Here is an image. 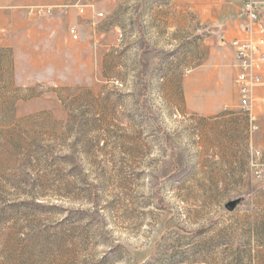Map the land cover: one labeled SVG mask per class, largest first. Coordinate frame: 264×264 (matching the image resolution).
<instances>
[{
  "label": "rangeland",
  "instance_id": "obj_1",
  "mask_svg": "<svg viewBox=\"0 0 264 264\" xmlns=\"http://www.w3.org/2000/svg\"><path fill=\"white\" fill-rule=\"evenodd\" d=\"M120 1L24 9L0 46V264H264V138L218 27Z\"/></svg>",
  "mask_w": 264,
  "mask_h": 264
},
{
  "label": "crops",
  "instance_id": "obj_2",
  "mask_svg": "<svg viewBox=\"0 0 264 264\" xmlns=\"http://www.w3.org/2000/svg\"><path fill=\"white\" fill-rule=\"evenodd\" d=\"M132 1L140 5L154 2L151 0ZM245 1L225 0L221 3L219 0H168L165 2L159 1V9H174L178 14L191 13L197 21L204 24L210 23L218 27L215 29L220 36L219 41L226 47L229 55L228 62L226 61L222 68L229 70L235 63V52L230 43L234 39L242 37V31L246 27L245 21L239 17ZM254 1L261 3L264 11V0ZM120 2V0H115V11ZM69 3L70 0H0V46H13L14 44L23 43L26 31L23 30V27H20V22L23 21L24 9L27 14V8L29 7L53 8L54 14L50 17V20L53 25H59L65 23L68 18L67 16L70 13L68 11ZM256 94L258 99L264 98V85L257 89ZM256 113L259 125L257 133L264 138V112L257 109Z\"/></svg>",
  "mask_w": 264,
  "mask_h": 264
},
{
  "label": "built area",
  "instance_id": "obj_3",
  "mask_svg": "<svg viewBox=\"0 0 264 264\" xmlns=\"http://www.w3.org/2000/svg\"><path fill=\"white\" fill-rule=\"evenodd\" d=\"M223 3L225 0H219ZM54 10L46 7H29L27 15L35 19L50 18ZM99 16H103L100 14ZM240 19L246 23L242 37L230 44L235 52L234 86L237 92L239 108L249 119L251 132L259 130L257 109L264 112V98H257V89L264 85V11L262 4L246 0L240 11ZM71 36L79 40L78 30L73 28ZM190 74V71H187ZM261 153L257 151L252 161L257 174L262 175L264 163H260Z\"/></svg>",
  "mask_w": 264,
  "mask_h": 264
},
{
  "label": "water",
  "instance_id": "obj_4",
  "mask_svg": "<svg viewBox=\"0 0 264 264\" xmlns=\"http://www.w3.org/2000/svg\"><path fill=\"white\" fill-rule=\"evenodd\" d=\"M241 204V200H235V201H232L230 203H228L226 205V209L229 211V212H234L236 210V208Z\"/></svg>",
  "mask_w": 264,
  "mask_h": 264
}]
</instances>
